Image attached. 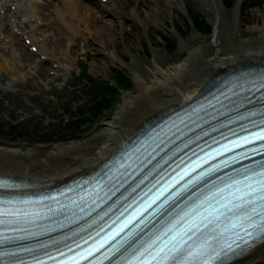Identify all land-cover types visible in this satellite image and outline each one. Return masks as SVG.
<instances>
[{
  "label": "rangeland",
  "instance_id": "rangeland-1",
  "mask_svg": "<svg viewBox=\"0 0 264 264\" xmlns=\"http://www.w3.org/2000/svg\"><path fill=\"white\" fill-rule=\"evenodd\" d=\"M171 1L172 3L165 5V0H135L139 17L142 19L145 13L149 16L147 28L125 22L123 38L120 39L115 33L105 34L103 41L106 47L97 40L81 35L76 37L73 46L69 48L70 44L63 38L46 32L45 25L48 21L51 22L48 17H54L55 11L61 8V3L57 0H47L48 6L40 10L43 13L42 20L38 18L40 28L35 30L32 20L20 27L22 35L26 34L25 37L34 32V44H44V49L49 53L45 62L38 63L35 56H30L31 53L19 37L9 43L10 48L2 46L0 41V65L7 68L6 71L0 69V146L9 150L23 147L31 151L38 174L47 169L54 172L72 168L74 161L67 158L47 162L53 146L77 143L83 158H94L104 146L106 124L113 121L127 99L139 96L137 79L147 86L151 82V75L181 65L189 53L195 50L199 52L196 62L198 65L212 59L220 50L223 57L230 56L240 48L244 51H264V3L242 12L244 0L230 2V10L225 9L222 0H209L213 6L210 11L204 10L199 1ZM82 2L93 8L87 0ZM145 6L148 8L146 11L143 10ZM155 11L158 12L157 15ZM187 11H193L203 18L211 29L209 35H198L190 25L188 27V24H184ZM0 18V30L5 28L9 34L7 18ZM15 18L17 21L18 16ZM107 21L111 27L115 26L113 19ZM215 28L219 30V41L213 38ZM5 35L0 34V40ZM161 37L173 42V53L165 50ZM54 39L61 40L60 44L48 43ZM157 51L162 57L158 64L154 62L153 55ZM19 53L23 56L20 57ZM2 55L3 59L20 60L23 68L12 70L13 63L4 62ZM114 73L124 78L127 84L124 89L114 87ZM86 74L116 88L117 93L114 98L109 97L112 101L109 100L111 103L108 104V111L102 115H85L80 119L82 126L79 131L74 133L66 130V126L73 122L69 119L88 110L93 112L87 108L86 99L81 93ZM137 102L130 112L133 116L145 105L144 101ZM66 120L70 122L66 123ZM16 126L19 127V137L23 136V141L19 137L14 141L12 138L15 135H7V129ZM26 137L28 138L24 141Z\"/></svg>",
  "mask_w": 264,
  "mask_h": 264
},
{
  "label": "bare ground",
  "instance_id": "bare-ground-1",
  "mask_svg": "<svg viewBox=\"0 0 264 264\" xmlns=\"http://www.w3.org/2000/svg\"><path fill=\"white\" fill-rule=\"evenodd\" d=\"M57 1L61 3V8L55 11L54 17H48L51 22L48 21L46 32L50 33L51 36L57 35L64 37L68 42L67 44H70L69 48L73 46L76 37L81 35L95 41L97 40L106 47L103 41L105 39V34L115 33L116 36H120V39L123 38L125 22H131L136 25L140 24L144 28H147L146 21L149 16H146L145 13L142 19L139 17V11L135 9V0H129V2H125L124 0H105L104 3H101L99 0H87L92 4L93 8L84 4L82 2L83 0ZM189 1L192 3L201 2L203 9L206 11H210L213 8L210 2H213V0ZM8 2L9 7L15 6V12H10L9 10L7 12L5 11L8 20L7 25L10 29L14 27L13 25H15V28L20 27L24 21L29 24L31 20L33 21L32 26L35 27V30L39 28L35 20L38 21V18L42 20L43 13L40 10L48 6L47 0H43L40 3L27 1V5L23 0L18 2L9 0ZM155 3L156 1H154V4ZM170 3H172L171 0H165V5ZM5 7V4L1 5L0 10H5ZM146 9L148 10L145 6L143 10L146 11ZM157 11H155L156 15L158 14ZM20 12L22 13L19 14ZM16 15L18 16L17 21L15 20ZM10 19L12 21H9ZM109 19L114 20L115 26L111 27L110 23L107 21ZM93 25L95 27H93ZM2 29L4 33L0 30V34H6L3 38L9 39V42L16 41L17 38L12 33L8 34L5 28ZM25 35L26 34L23 36ZM34 36L31 33L29 37L24 38L25 40H29V46L36 48L38 57H36V54H31L30 56H35L36 59H39L40 56L47 58L49 53L44 49V44L39 45L37 42L34 44V40L36 39H34ZM213 38H215V41L217 39L219 41L218 28H215ZM71 41L73 42L70 43ZM1 42L3 43L2 46L4 45L10 48L9 43H4L3 39ZM48 43H50V45H57L60 44V41L54 39ZM68 45L66 49H68ZM21 55L22 54L19 53L20 57ZM153 55L155 57V63L157 62L158 64L162 61V57L159 55L158 51L154 52ZM2 57H4V55H2L1 58ZM198 58L199 52L196 50L192 51L181 65L173 69H168L163 73L151 75V82L147 86L143 85V83L137 79L140 90L139 96L134 99H127L124 107L116 114L113 121L106 124V130L103 133L105 138L104 146L94 158H83L84 155L77 143L70 142L67 145H56L53 146L52 153L47 158V162L55 159L67 158L74 161L72 168L54 172L47 169L45 172L38 174L36 170L37 165L35 166V162L30 155L31 151L29 152L23 147L9 150L0 146V177L14 179L23 178L31 184L52 189L67 183L71 179L85 176L94 171L97 166H100L105 160L109 159L110 156L120 152L121 148L134 138L137 133V128L144 122L155 117L157 119L164 118L165 114L177 107L179 103L190 101L211 79L218 76H225L229 82L240 79L241 73L235 69L239 66L250 67L255 63L264 62V51H244L240 48L239 51H235L230 56L223 57L220 50L212 59L200 65L196 63ZM3 60L7 63L10 62V64L13 63L11 64L12 70L17 71L23 68V65L19 62L20 60L11 61L6 58ZM67 61L69 62V60ZM0 69L2 71L7 70L4 65H0ZM18 80L20 79L18 78ZM138 100L144 101L145 105L143 107L141 106V108L137 110L136 115L133 116L130 112L138 103ZM232 264H264V244Z\"/></svg>",
  "mask_w": 264,
  "mask_h": 264
},
{
  "label": "snow or ice",
  "instance_id": "snow-or-ice-1",
  "mask_svg": "<svg viewBox=\"0 0 264 264\" xmlns=\"http://www.w3.org/2000/svg\"><path fill=\"white\" fill-rule=\"evenodd\" d=\"M251 115H255V113ZM260 123H264V119ZM253 137L264 140V130L253 133ZM244 139L249 140L248 137ZM240 172L243 179L229 176L224 183L213 187L205 194L199 203H194L191 210L186 211L174 224L170 220L168 223L172 224V227H168L167 231L161 228L149 241L132 247L130 250L124 248L121 251L117 247L113 256H116V253H119V256H116L114 264H120L121 259L124 264H197V262L213 264L215 261L223 260L224 257L221 254H226L232 248V245L229 244L227 249L221 246L217 250L221 228L231 231L239 227L249 235H253V232H249V228L264 233V162H261L259 167H249ZM210 177V175L201 173L197 180L204 181ZM189 183L194 182L189 181ZM210 183L215 184L214 181H210ZM156 199L158 196L153 197L145 204L143 211L151 207ZM48 211L53 212L54 210L49 207ZM140 214L142 215V211ZM42 216L44 214L38 210L33 211L27 207L13 206L11 201H8L7 204L0 201V227L35 224ZM45 218L50 217L45 216ZM127 223L128 221H125L121 224L111 238L119 235ZM177 225H180L179 229H177ZM18 230L26 231L27 229L20 228ZM160 232H163V236L160 235ZM190 233L194 235H189ZM195 236L200 238L195 240ZM164 237H168V239L165 240ZM17 239H22V237H17ZM189 241L195 242L189 243ZM6 242L7 238L0 239V264H26L21 257V249L14 252L3 250ZM103 246V241L99 242L95 246V251H99ZM42 247L45 248L48 259H56L47 251V246L42 245ZM68 247L71 251V246L68 245ZM77 247H81V245L77 243ZM22 251L34 254L36 264H46V261L36 254V249L25 247ZM125 252L128 253L127 256L124 255ZM92 254L93 249L89 248L78 255L88 259ZM60 255L63 256L65 253L61 251ZM107 255L106 253L105 256ZM58 264H80V261L78 258L72 257L69 261H60ZM89 264H95V261L89 260Z\"/></svg>",
  "mask_w": 264,
  "mask_h": 264
},
{
  "label": "trees",
  "instance_id": "trees-1",
  "mask_svg": "<svg viewBox=\"0 0 264 264\" xmlns=\"http://www.w3.org/2000/svg\"><path fill=\"white\" fill-rule=\"evenodd\" d=\"M223 5L225 9L230 10V2H233V0H222ZM264 3V0H244L242 3V12H245V10H252L258 7L260 4ZM184 24H188L192 27L193 31H195L198 35L206 36L210 34V27L207 26L203 18L200 17V15L196 14L193 11H187L186 12V20ZM163 42V47L165 50H167L170 53H173V42L166 38L161 37ZM114 72V71H112ZM114 87H117L119 89H124L126 82L124 81V78L118 74L114 73ZM96 78H92L89 75H85V79L82 81V88L81 93L84 95L86 102H87V108L92 109V111L88 110L84 113H80L79 115H76L71 117L69 120L73 122L66 126V130L70 132L77 133L79 131L80 127L82 126V123L80 122V119L82 117L86 116H95V115H102L103 112H106L109 110V103H111L110 98H114L116 96V88L110 87L106 82L103 81H97ZM110 100V101H109ZM69 120H66V123L70 122ZM7 135L15 137L12 138L14 141H17L19 138L21 141H23V136L19 137L20 130L19 127H9L7 129ZM19 137V138H18ZM28 137L24 138V141H26ZM10 140V139H9ZM49 142H54V140H49ZM56 142V141H55Z\"/></svg>",
  "mask_w": 264,
  "mask_h": 264
}]
</instances>
